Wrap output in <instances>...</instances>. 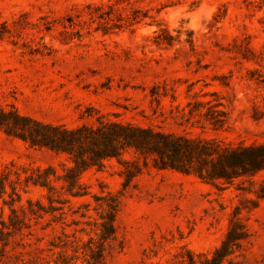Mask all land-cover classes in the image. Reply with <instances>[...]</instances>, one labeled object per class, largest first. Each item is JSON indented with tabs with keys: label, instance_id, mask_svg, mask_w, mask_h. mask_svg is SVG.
Masks as SVG:
<instances>
[{
	"label": "rangeland",
	"instance_id": "374dc122",
	"mask_svg": "<svg viewBox=\"0 0 264 264\" xmlns=\"http://www.w3.org/2000/svg\"><path fill=\"white\" fill-rule=\"evenodd\" d=\"M112 122L191 144L98 157ZM259 145L264 0H0V264H264V166L229 165Z\"/></svg>",
	"mask_w": 264,
	"mask_h": 264
},
{
	"label": "trees",
	"instance_id": "16d2710c",
	"mask_svg": "<svg viewBox=\"0 0 264 264\" xmlns=\"http://www.w3.org/2000/svg\"><path fill=\"white\" fill-rule=\"evenodd\" d=\"M17 114L16 111H14ZM45 128L53 130V133H46L42 136L41 142L48 145L55 150H65L70 153L75 151L76 146H81L83 137L79 134L81 129L61 128L59 126L44 125ZM112 132L105 134L107 141L110 143L100 148L98 157H105L108 155H117L118 151L115 145L117 142L120 145H133L142 152L155 153L158 155L160 165L166 166H180L179 160L181 148L180 145L191 144L188 138L182 136H175L173 134L164 132H155L150 128H142L132 124H123L120 122L110 123ZM229 165L234 169L237 165L245 168L248 164L254 168L264 166V145L256 147H243L240 149H230ZM255 152H258L254 155ZM243 154H248L247 158L241 157ZM250 154V155H249ZM253 154V155H252ZM101 212V220L98 223L100 227L99 240L103 242L114 233V217L115 204L108 203L103 207ZM102 243H99L97 249L92 253L97 255L99 259L102 258Z\"/></svg>",
	"mask_w": 264,
	"mask_h": 264
}]
</instances>
